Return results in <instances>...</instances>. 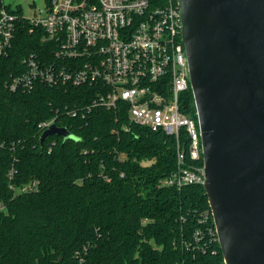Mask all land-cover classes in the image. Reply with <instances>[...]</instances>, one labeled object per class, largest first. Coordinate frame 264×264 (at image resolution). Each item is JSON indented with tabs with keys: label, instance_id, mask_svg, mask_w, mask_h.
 <instances>
[{
	"label": "trees",
	"instance_id": "1",
	"mask_svg": "<svg viewBox=\"0 0 264 264\" xmlns=\"http://www.w3.org/2000/svg\"><path fill=\"white\" fill-rule=\"evenodd\" d=\"M2 8L11 10L0 0ZM42 37L16 20L0 55V264H224L210 213L203 221L202 185H159L179 153L182 167L193 163L184 128L176 137L130 124L123 102L88 109L94 85L10 87L25 57L52 60L55 45ZM178 103L197 120L190 88ZM50 120L76 139L41 144L40 124Z\"/></svg>",
	"mask_w": 264,
	"mask_h": 264
},
{
	"label": "built area",
	"instance_id": "2",
	"mask_svg": "<svg viewBox=\"0 0 264 264\" xmlns=\"http://www.w3.org/2000/svg\"><path fill=\"white\" fill-rule=\"evenodd\" d=\"M44 4L43 16L25 17L17 7L0 10V55L10 49L16 20L21 19L40 27L42 40L55 45L48 62L33 54L25 57V72L12 79L10 87L29 90L36 82L94 85L98 92L88 109H115L123 102L130 124L176 137L184 128L193 163L182 167L179 153L177 169L159 185H202L203 166L195 164L202 159L197 120L183 114L178 103L190 84L177 3L166 0L153 7L149 0H44ZM52 124L54 120L43 122L41 131ZM214 235L217 241L215 228Z\"/></svg>",
	"mask_w": 264,
	"mask_h": 264
},
{
	"label": "water",
	"instance_id": "3",
	"mask_svg": "<svg viewBox=\"0 0 264 264\" xmlns=\"http://www.w3.org/2000/svg\"><path fill=\"white\" fill-rule=\"evenodd\" d=\"M224 264H264V0H176ZM57 135L50 125L40 143Z\"/></svg>",
	"mask_w": 264,
	"mask_h": 264
},
{
	"label": "rangeland",
	"instance_id": "4",
	"mask_svg": "<svg viewBox=\"0 0 264 264\" xmlns=\"http://www.w3.org/2000/svg\"><path fill=\"white\" fill-rule=\"evenodd\" d=\"M10 8L20 7L25 17L43 16L45 14L44 0H2Z\"/></svg>",
	"mask_w": 264,
	"mask_h": 264
}]
</instances>
